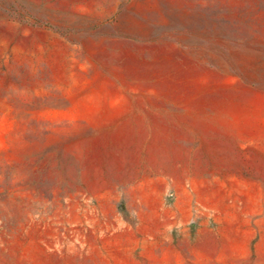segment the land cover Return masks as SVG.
Here are the masks:
<instances>
[{
  "label": "rangeland",
  "instance_id": "obj_1",
  "mask_svg": "<svg viewBox=\"0 0 264 264\" xmlns=\"http://www.w3.org/2000/svg\"><path fill=\"white\" fill-rule=\"evenodd\" d=\"M0 264H264V0H0Z\"/></svg>",
  "mask_w": 264,
  "mask_h": 264
}]
</instances>
